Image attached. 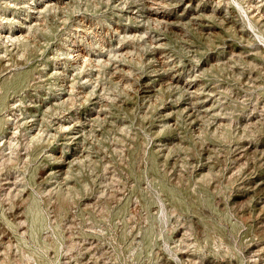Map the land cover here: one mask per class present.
Here are the masks:
<instances>
[{
	"label": "rangeland",
	"instance_id": "374dc122",
	"mask_svg": "<svg viewBox=\"0 0 264 264\" xmlns=\"http://www.w3.org/2000/svg\"><path fill=\"white\" fill-rule=\"evenodd\" d=\"M0 264H264V0H0Z\"/></svg>",
	"mask_w": 264,
	"mask_h": 264
},
{
	"label": "bare ground",
	"instance_id": "6f19581e",
	"mask_svg": "<svg viewBox=\"0 0 264 264\" xmlns=\"http://www.w3.org/2000/svg\"><path fill=\"white\" fill-rule=\"evenodd\" d=\"M43 10V9H42ZM35 19V18H34ZM16 33V32H15ZM23 33V32H22ZM12 38V37H11ZM106 53V52H105ZM101 54H103V53H101ZM107 54V53H106ZM109 56V55H108ZM78 57V56H77ZM98 60V59H97ZM106 60V59H105ZM78 62V61H77ZM178 78V77H177ZM176 81V80H175ZM173 82V81H172ZM179 82V81H178ZM190 85V84H189ZM178 86V85H177ZM188 86V85H187ZM195 89V88H194ZM197 89V88H196ZM64 97V96H63ZM63 100V99H62ZM190 105V104H189ZM194 109V108H193ZM92 114V113H91ZM91 116V115H90ZM98 116V115H97ZM64 124V123H63ZM64 126V125H63ZM63 128V127H62ZM65 130V129H64ZM63 130V131H64ZM68 140V139H67ZM263 217V216H262Z\"/></svg>",
	"mask_w": 264,
	"mask_h": 264
}]
</instances>
